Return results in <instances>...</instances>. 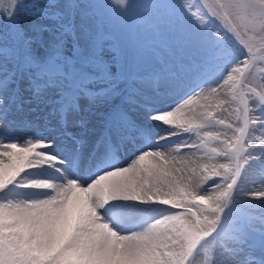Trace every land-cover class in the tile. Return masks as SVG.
Returning <instances> with one entry per match:
<instances>
[{
	"label": "snow or ice",
	"instance_id": "6c2138e0",
	"mask_svg": "<svg viewBox=\"0 0 264 264\" xmlns=\"http://www.w3.org/2000/svg\"><path fill=\"white\" fill-rule=\"evenodd\" d=\"M26 15L55 23L26 30ZM0 23V264H249L264 0H0ZM210 66L207 86L155 109ZM145 120L166 133L111 164ZM129 204L166 213L140 220Z\"/></svg>",
	"mask_w": 264,
	"mask_h": 264
},
{
	"label": "rangeland",
	"instance_id": "374dc122",
	"mask_svg": "<svg viewBox=\"0 0 264 264\" xmlns=\"http://www.w3.org/2000/svg\"><path fill=\"white\" fill-rule=\"evenodd\" d=\"M26 16H24V18L21 20V27H24L26 30H28L32 25L48 26L47 24L49 23L50 20H52V19H49V18H46L43 16H32V15H30L31 17H29V15H26ZM110 23L112 24L113 27H116L118 29L122 40H124L125 42L129 41V39H130V31H129L130 20L112 21ZM185 23L186 24L189 23L187 18L185 19ZM121 24H124L125 27L121 28L120 27ZM2 27H3V24L0 23V29H2ZM45 34H47V33H45ZM190 52H191L190 49L186 50L185 57L188 54H190ZM185 57H177V59H184ZM145 64H146V66L151 65V59L150 58L147 59L145 61ZM258 66H261V65L258 63L257 67ZM214 75H215V68L210 66L206 71H201L200 73L195 75L193 78H190L189 81H187V79L189 77L183 78V79L181 78V79L184 82H186L188 88H191V87L197 86V84L205 83V81L208 78H210L212 81V79L214 78ZM206 77H207V79H206ZM259 80H260V75H259V71L257 70L256 72H254L253 76L250 77V84L252 86H255L259 82ZM181 86L177 87V89L174 92L175 94ZM183 89H184V87L183 88L181 87V90H183ZM172 95H174V94H172ZM169 101L170 100H168L165 103L162 100H159L158 103H154V106L157 107V104H162V103H164V105H167ZM154 102H157V100H155ZM143 128H144V134L141 135L140 137H144V136L149 137L150 136L152 139H155L158 136H163L167 131L166 126H163V125H161L155 121L151 122V121L145 120L144 124H143ZM179 139H182V137H180V138L173 137L172 142L173 143L178 142ZM151 142H152V140H151ZM138 144L142 145V143H138ZM132 146H136V145H132ZM132 146H129L125 151H128V149L131 148ZM214 146L217 147V144L214 142H210V147H214ZM140 149L141 148H139V150ZM135 152L133 151V153H135ZM120 155H122L121 157H119L121 159L119 161H117L116 164L122 163L125 159H128L126 156H123V151H122V153L120 152ZM211 162L215 163V162H225V161H223V159L220 157H218V158L214 157V159L211 161L202 160L200 163L203 164V163H211ZM257 177L264 179V177H261V175L254 174L253 176H251L249 178L250 184H247L246 187L253 189V190H258L257 187H255L256 184L252 185L255 182ZM248 200L250 202L243 204L241 206V211H242V213L246 212V214H248V217H249L248 224H250V226H252V229L250 227L248 230V234H247L248 248H249V251L251 253V255L249 257V264H264V225H262L261 219H260L261 215H264V206H262L260 204L258 199H254L252 197H249ZM121 206L127 207L131 212L137 214V216L139 217L140 220L150 219L157 212H161L162 214L166 213V207H157V206H150V205H135V204H129L128 206L127 205H121Z\"/></svg>",
	"mask_w": 264,
	"mask_h": 264
},
{
	"label": "bare ground",
	"instance_id": "6f19581e",
	"mask_svg": "<svg viewBox=\"0 0 264 264\" xmlns=\"http://www.w3.org/2000/svg\"><path fill=\"white\" fill-rule=\"evenodd\" d=\"M180 84H181V82H180ZM209 84V83H208ZM205 86H207V84H205V85H199V86H197V88H195V89H198L199 87H205ZM192 90V89H191ZM191 90H189V91H191ZM189 91H186L185 93H179V94H177V96L178 97H174V98H172L169 102H168V104L167 105H164V103H162V104H157V107H155V109H159V110H163L164 108H166L167 106H170L171 104H173V103H176V102H178L179 101V99H181L182 98V96L183 95H185V94H187ZM176 96V95H175ZM162 105V106H161ZM152 122V121H151ZM160 131V130H159ZM138 143H142V145H145V146H147V145H149V144H151V142H148V141H141V142H138ZM215 143V142H214ZM215 147V146H214ZM134 153L131 151V153L129 152V154H127V155H125L128 159H131V156L133 155ZM218 158V157H217ZM121 158H119V159H116V160H112L111 161V164H113V165H115L116 164V162L117 161H119ZM128 159H125L123 162H126ZM214 159V158H213ZM215 161V160H214ZM201 162V161H200ZM212 163V162H211ZM214 163V162H213ZM261 180H262V178H260V177H257L256 178V180H255V182L252 184V185H254V184H256L255 185V187H257V189H260L262 186H261ZM250 184V183H249ZM254 187V188H255ZM253 188V187H252ZM128 206V205H127Z\"/></svg>",
	"mask_w": 264,
	"mask_h": 264
}]
</instances>
